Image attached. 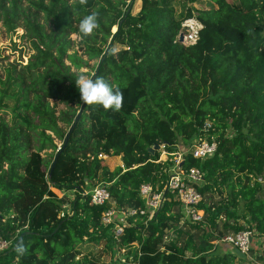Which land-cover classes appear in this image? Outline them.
I'll return each instance as SVG.
<instances>
[{"label": "trees", "instance_id": "trees-1", "mask_svg": "<svg viewBox=\"0 0 264 264\" xmlns=\"http://www.w3.org/2000/svg\"><path fill=\"white\" fill-rule=\"evenodd\" d=\"M128 1H31L46 14L51 32L36 15H25L36 54L20 69L10 64L0 78V111L12 114L11 122L0 117V231L12 242L0 261L243 264L237 254L217 253L219 241L245 229L264 236V0H142L136 14L135 0ZM200 1L212 6L198 9ZM6 3L0 0L1 13L15 27L25 14L22 0ZM91 13L99 27L82 38L79 23ZM194 16L203 28L195 44L185 45L177 37ZM74 33L91 58L100 59L93 79L102 77L123 94L120 111L80 101L77 74L65 64ZM117 45L113 57L109 50ZM68 57L82 67L77 55ZM51 99L77 100L81 112L58 115ZM199 137L218 142L209 158L184 156V169L204 173L198 187L203 221L181 223L180 201L167 191L151 219L130 217L116 238L103 214L113 206L144 208L143 184L157 192L166 187L171 161H159L161 148L151 149L178 152L179 143L189 147ZM47 148L54 149L52 159L41 154ZM112 156L122 161L115 169L106 158ZM101 182L109 184L111 200L99 205L82 192ZM70 190L74 198L65 193ZM67 205L70 212L62 215ZM19 240L28 249L22 257L14 250ZM256 251L254 259L264 264V250Z\"/></svg>", "mask_w": 264, "mask_h": 264}, {"label": "built area", "instance_id": "built-area-1", "mask_svg": "<svg viewBox=\"0 0 264 264\" xmlns=\"http://www.w3.org/2000/svg\"><path fill=\"white\" fill-rule=\"evenodd\" d=\"M128 3H130V0ZM202 28V22L195 16L191 17L183 22L182 29L177 38L180 41V35L182 34L183 42L181 43L193 45L197 42ZM207 126L210 127L211 124L208 123ZM160 148L162 154L166 155V158H160L159 161H171V165L168 169L169 178L166 187L163 191L157 192L151 184H143L140 189V196L145 201L144 208L126 211L113 206L103 214V224L106 226H113V233L116 238L121 237L126 227L130 226L128 221L130 217L147 215L148 219H151L163 206L167 191L174 194L180 201L183 212L181 223L185 221H190L192 223L203 221L204 210L199 208L203 196L198 187L204 182V173L201 169L196 167L184 169V156L186 153L190 152L196 158H209L216 153L218 142L199 137L192 141L188 151L185 152L179 150L178 152L170 153L166 150L165 145H162ZM108 186V183L101 182L90 188H84L82 194L84 196H91L93 203L101 205L111 200ZM69 212L70 206L67 205L62 215ZM219 242H227L233 245L240 254H243L250 262L255 264H259V262H257L254 257L250 256L251 249L257 245L260 251L264 250V236L256 229H245L239 232L228 233L223 236ZM11 243V241L3 237L0 231V253L7 250L11 246Z\"/></svg>", "mask_w": 264, "mask_h": 264}, {"label": "rangeland", "instance_id": "rangeland-1", "mask_svg": "<svg viewBox=\"0 0 264 264\" xmlns=\"http://www.w3.org/2000/svg\"><path fill=\"white\" fill-rule=\"evenodd\" d=\"M32 0H22V7L21 10L25 12L24 15H21L22 19L17 21L15 27H9L7 25V22L4 18V15L1 13L0 10V78L5 77V68H7L10 64L16 65L19 69L21 66H25L29 63L31 58L36 54V49L33 45V40L30 38L29 33L27 32L26 28L24 27L25 15H33V17L36 15L38 18V21L45 26V28L48 30V32H51V24L46 19V14L43 12H40L35 8L32 3ZM129 2V1H128ZM131 5V3H128ZM6 5L9 4V0H7ZM142 6V0H135L132 8V12L134 14L138 13ZM195 6L198 9H205L212 6L211 3L208 1H200L195 4ZM176 9L178 12L182 10V7L179 3H176ZM38 12V13H36ZM118 29L117 25H114L111 29L112 33H115ZM73 43L70 49L67 51V57L65 59V64L67 66L71 67V72L78 74H85L89 78L94 77V73L96 70V67L98 66V63L100 59H92L91 56L88 54L87 47L81 42V38L77 34H72L71 36ZM77 55L78 58L81 59L82 67L77 68L69 59L68 56L70 55ZM50 104L52 106H56L57 108V114L61 115L62 111H66L70 109L72 112H76V114H80L82 109V104L77 100H71L68 102H63L61 99H51ZM5 112L0 111V117L3 116L5 119L9 120L11 122L12 114L11 112H7L5 109H2ZM7 112V113H6ZM61 126L68 129V125L60 122ZM55 143L58 146H61V141L56 139ZM188 145L179 143L178 150L180 151H188ZM41 154L46 157L47 159H52L54 156V149L47 148L41 152ZM108 158L109 166L111 169H115L116 166L121 164V157H115L112 156L111 158ZM161 158H166L165 154H161ZM89 188L92 187V185L88 186ZM86 187V188H88ZM57 194L60 196L62 193L59 191H56ZM67 196L70 198H74L75 191L70 190L65 192ZM115 256L118 258L119 253L122 251L117 250L115 248ZM260 251V250H259ZM216 252L219 254H239L238 257L240 260L242 259L243 262L245 261L246 264H253L252 262H247V259H244L243 254H240L239 251L231 244L227 242H219L217 245ZM82 256V255H81ZM121 260H123V255L120 256ZM241 260V261H242ZM0 264H17L15 260H1Z\"/></svg>", "mask_w": 264, "mask_h": 264}, {"label": "clouds", "instance_id": "clouds-1", "mask_svg": "<svg viewBox=\"0 0 264 264\" xmlns=\"http://www.w3.org/2000/svg\"><path fill=\"white\" fill-rule=\"evenodd\" d=\"M80 5H86L87 0H78ZM99 27L98 16L96 13H91L85 16L79 23V34L82 38L88 37L94 33ZM120 47L113 46L109 50V54L113 57H118ZM75 86L80 95V101L85 106H102L105 111H120L123 106V94L118 89L113 87L102 77L96 79L89 78L81 73L75 78ZM15 252L18 256H24L28 252L23 240L17 243Z\"/></svg>", "mask_w": 264, "mask_h": 264}, {"label": "water", "instance_id": "water-1", "mask_svg": "<svg viewBox=\"0 0 264 264\" xmlns=\"http://www.w3.org/2000/svg\"><path fill=\"white\" fill-rule=\"evenodd\" d=\"M180 42H183V35H182V34L180 35ZM68 139H69V135L67 136V138H66V140H65V144L68 142ZM159 148H160V146H159V145H156L154 148L151 149V151L154 153V151H155L156 149H159ZM62 151H63V148H61V150L57 153V155H56V157H55V159H54V162H53V164H52V166H51L50 174H52V172H53V170H54V168H55V166H56L57 160H58L60 154L62 153ZM24 234H25V233H24ZM24 234H22L21 238L23 237ZM21 238H20V239H21ZM19 241H20V240H19ZM19 241H18V242H19Z\"/></svg>", "mask_w": 264, "mask_h": 264}, {"label": "crops", "instance_id": "crops-1", "mask_svg": "<svg viewBox=\"0 0 264 264\" xmlns=\"http://www.w3.org/2000/svg\"><path fill=\"white\" fill-rule=\"evenodd\" d=\"M256 250H259V247H258L257 245H255L254 248L251 249V252H250V256H251V257H254V258L256 257V256H255V254H257V251H256ZM252 252H253V253H252ZM238 255H239V254H238ZM239 256H240V255H239ZM243 257H244V259H247L246 256L243 255ZM247 262H250V261L247 259ZM242 263H243V264H246L245 261L242 262ZM252 263H253V262H252ZM253 264H255V263H253Z\"/></svg>", "mask_w": 264, "mask_h": 264}]
</instances>
